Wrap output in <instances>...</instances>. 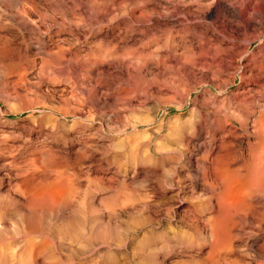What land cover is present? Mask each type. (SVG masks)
Returning a JSON list of instances; mask_svg holds the SVG:
<instances>
[{
  "label": "rangeland",
  "instance_id": "obj_1",
  "mask_svg": "<svg viewBox=\"0 0 264 264\" xmlns=\"http://www.w3.org/2000/svg\"><path fill=\"white\" fill-rule=\"evenodd\" d=\"M1 1L15 44L0 46V264H264L257 150L234 120L264 109V0H182L188 44L207 53L160 44L142 61L91 15ZM215 122L231 134L212 140Z\"/></svg>",
  "mask_w": 264,
  "mask_h": 264
},
{
  "label": "bare ground",
  "instance_id": "obj_2",
  "mask_svg": "<svg viewBox=\"0 0 264 264\" xmlns=\"http://www.w3.org/2000/svg\"><path fill=\"white\" fill-rule=\"evenodd\" d=\"M7 1V0H6ZM17 1V0H16ZM67 1H70L72 3V5L69 7L66 6V4L68 3ZM8 2V1H7ZM10 2H14V0H10ZM67 2V3H66ZM154 0H55V7H60L61 9H63L64 12H67L68 10H71L73 12V10H77V12H81L83 13L84 15H91V18L92 16L97 19L96 22H98L99 24H103L105 23L106 25H108L109 27V30L106 31V34H109V35H115V34H119V35H122V39L121 40L122 42L125 43V46H129V43H130V48L131 50L130 51H127V54H130L131 55V59H133L134 61H142L144 59H146L148 56L150 58V55H149V51L151 50L152 53L153 50L151 48H155L158 50V46L160 44H162L163 46H166V47H169L170 50L172 51V53L174 52L176 54V52H178V54L183 57V56H188L189 58H193L194 56L196 57L197 59V55H199L200 57L198 58H201V56L205 55V53H207V51L205 52L206 49H199L198 52H194L195 50L192 49V45L190 46L188 43H189V39H188V35L190 34V32L194 29V26L197 25V22L195 21L196 20V12L194 10V7H195V3L193 2H184V1H180V0H162L160 2V4H153ZM159 2V1H158ZM156 2V3H158ZM185 3V4H184ZM7 3H3L1 0H0V6H6ZM8 5L10 6L11 3ZM160 5H168V7H171V11L168 10V13L166 11V14L162 15L160 13V11H158L159 7H161ZM207 7H209V5H207ZM164 8V7H163ZM198 8V7H197ZM56 9V8H55ZM84 9V10H83ZM168 9V8H167ZM181 9H183L185 11H187L186 14H181ZM181 12V13H180ZM23 13V12H22ZM70 13V12H69ZM164 13V12H163ZM184 13V12H183ZM73 14V13H71ZM80 14V13H79ZM21 15V14H20ZM18 15V16H20ZM154 15L156 18L155 20L151 21V16ZM23 17H26V15H22ZM187 17L190 18V22L192 23V28L191 30L189 28H182V29H178L177 27L179 26V23L180 21L184 19V17ZM86 17V16H85ZM185 17V18H186ZM20 19V18H19ZM86 19V18H85ZM87 19H90V16L87 17ZM118 20H121V23H118L117 21ZM10 21H14L12 18L10 19ZM29 21H27L26 19H23L22 18V21H20L18 23V26L20 27H23L24 24H29L28 23ZM114 22H116L114 24ZM98 24V25H99ZM182 26V25H181ZM3 27V25L1 26ZM107 27V26H106ZM180 28V27H179ZM100 30V29H99ZM2 31V30H1ZM194 32V31H193ZM1 33H3L2 35H0V46L3 50L5 51H9V48L10 46L14 43V39H12L11 37L13 36V33L11 32V30H9V28H6L5 30H3ZM118 35V36H119ZM192 36V35H190ZM15 37V35H14ZM105 37V36H104ZM193 38V36H192ZM101 41V40H100ZM105 41V40H104ZM107 41V40H106ZM182 43V44H187V45H184L180 51L177 50V44L178 43ZM192 42V41H191ZM190 42V43H191ZM103 43V42H102ZM179 43V44H180ZM15 44V43H14ZM17 45V44H16ZM161 45V46H162ZM180 46V45H179ZM99 47V46H98ZM97 47V48H98ZM150 47V48H149ZM157 47V48H156ZM117 48V47H116ZM120 48V47H119ZM123 48V47H122ZM149 49V50H148ZM161 49V47H160ZM159 49V50H160ZM198 49V48H197ZM113 50V49H112ZM111 50V51H112ZM120 50V49H119ZM123 50V49H122ZM147 50V51H145ZM163 50H166L163 48ZM162 50V51H163ZM194 50V51H193ZM89 51V50H88ZM110 51V52H111ZM124 51V50H123ZM161 51V52H162ZM109 52V50H99V51H93L90 52L89 55H86L90 57V55H92V58L95 56H97V58H99L100 60H105L107 57L111 56V53ZM20 53V51H19ZM118 53V52H117ZM151 53V52H150ZM219 53V52H217ZM80 53H77V56H76V59L78 56H82V55H79ZM85 54V53H84ZM83 54V55H84ZM119 54H126V52H123L120 50ZM168 54V52H167ZM113 55V54H112ZM129 55V56H130ZM169 55V54H168ZM168 55H166L168 57ZM215 55V54H213ZM74 56V55H73ZM118 56V54H117ZM116 56V57H117ZM126 56V55H125ZM152 56V55H151ZM158 57H160L159 55H157ZM157 56H154V57H157ZM162 56V55H161ZM174 56V54H173ZM179 56V57H180ZM79 57V58H80ZM86 56H82L81 58H85ZM94 57V58H95ZM121 58L122 60V57L121 56H118L117 58ZM152 57V58H154ZM177 57V56H176ZM181 57L179 58V60L181 59ZM195 57L193 58L195 60ZM213 57V56H212ZM74 58V57H73ZM87 58V57H86ZM163 58V57H162ZM166 58V57H165ZM163 58V62H164V59ZM169 58V57H168ZM173 58V57H172ZM91 59V58H90ZM127 59V57L125 58ZM156 58H154L153 60H155ZM183 59V58H182ZM181 59V60H182ZM185 59V58H184ZM188 59V58H187ZM186 59V60H187ZM212 59V58H211ZM75 60V59H74ZM83 61H88L89 63V59H81ZM93 60V59H91ZM128 60V59H127ZM160 60V59H159ZM168 60V59H167ZM178 60V59H177ZM178 60V61H179ZM192 60V59H191ZM76 62L78 61L75 60ZM74 61V62H75ZM80 61V60H79ZM95 61V60H94ZM131 61V60H130ZM162 61V59H161ZM193 61V60H192ZM91 62V61H90ZM190 62V61H189ZM96 63V62H95ZM95 63H93L95 65ZM137 63V62H136ZM144 63V61H143ZM152 63V62H151ZM185 63V62H184ZM77 64V63H76ZM97 64V63H96ZM145 64V63H144ZM138 66H139V63H138ZM143 66V65H142ZM141 66V67H142ZM244 66V65H242ZM241 66V67H242ZM246 66V65H245ZM94 67V66H92ZM140 70L142 68L138 67ZM97 69V68H96ZM168 69V68H167ZM243 69V68H242ZM247 69V68H246ZM239 70L240 69V66H239ZM242 71V70H241ZM246 72V71H245ZM110 73V72H109ZM97 74V73H96ZM101 74V72L98 73V75ZM103 74V73H102ZM95 75V74H94ZM244 75V74H243ZM252 75V74H251ZM96 77H98L97 75H95ZM245 76V75H244ZM254 76V75H253ZM100 77V76H99ZM102 77V76H101ZM246 77V76H245ZM120 78V77H119ZM178 78V77H177ZM248 78V77H247ZM253 78V77H252ZM257 78V77H256ZM101 79V78H100ZM179 79V78H178ZM94 80V78H93ZM103 80V79H102ZM177 80V79H176ZM252 80V79H251ZM254 80V79H253ZM174 81V80H173ZM179 81V80H178ZM93 82V81H92ZM102 82V81H101ZM95 83V81H94ZM97 84V86H96ZM104 84V83H103ZM180 84V83H179ZM263 84V83H262ZM181 85V84H180ZM95 90H102L101 89V86L98 85V83H95ZM107 85H105L106 87ZM103 87V86H102ZM187 89V88H185ZM264 89V87H263ZM93 90V89H92ZM96 90V91H97ZM109 91V89H107ZM106 90V91H107ZM245 90H249V88H245ZM95 91V92H96ZM105 91V90H104ZM183 91V90H182ZM186 91V90H185ZM188 91V90H187ZM243 91V90H242ZM91 92V91H90ZM94 92V90H93ZM94 92V93H95ZM98 92V91H97ZM102 92V91H101ZM115 92V91H114ZM249 92V91H248ZM247 92V93H248ZM121 93V92H120ZM256 93V92H255ZM99 94V93H98ZM104 94V93H102ZM107 93H105L106 95ZM109 94V93H108ZM107 94V95H108ZM185 94V93H184ZM236 94V93H235ZM237 94H241V93H238ZM97 95V94H96ZM188 95V94H187ZM248 95V94H247ZM103 96V95H102ZM189 96V95H188ZM109 97V96H108ZM104 98V96H103ZM233 98V97H232ZM248 98V97H247ZM231 99V98H230ZM224 101H222L223 103ZM236 102V101H235ZM246 102V101H245ZM256 102V101H255ZM230 103V102H229ZM252 104V103H251ZM224 105V104H223ZM229 105V104H228ZM245 105V104H244ZM264 105V104H263ZM251 106V105H250ZM261 106H262V103H261ZM255 107V106H254ZM263 107V106H262ZM259 109V108H258ZM262 109V108H261ZM236 110V108H235ZM251 110V109H249ZM253 110V109H252ZM251 110V111H252ZM255 110V109H254ZM257 110V109H256ZM237 111V110H236ZM244 111V110H243ZM248 111V110H247ZM258 111V110H257ZM260 111V110H259ZM241 112V110H240ZM238 112L237 113V116H234L235 117V121L237 120V122H239V126L248 134V136L250 137V140H252V146L254 148H256L257 150V159H258V172H259V176H258V181H260L261 185H263V189L261 190V194L256 198V200L252 201V205L253 206H256L255 209H257V207L259 206L261 211V215L263 214L264 216V109L262 111H260V113H258V115L255 117V119L253 121H251V125L248 126V121H249V117L247 118H243L241 113ZM235 113V112H234ZM248 114L250 113L249 111L247 112ZM246 114V113H245ZM243 118V120H242ZM198 121V120H197ZM196 121V122H197ZM200 123V122H198ZM201 125V124H200ZM195 126V125H194ZM208 126V125H207ZM204 127V126H203ZM215 129L212 130V133L211 134V139L212 140H215V133L216 132H219L221 134L225 133V132H232L231 129L227 130V127H226V123L225 122H220L217 124V122L214 123V126ZM197 129V128H195ZM234 129V128H232ZM198 130V131H197ZM196 133L198 134H201V126L198 127ZM208 130V128H207ZM237 129H234L233 132H236ZM194 132V131H193ZM195 133V134H196ZM231 134V133H230ZM233 134V133H232ZM235 134V133H234ZM224 136V135H223ZM197 137V135H196ZM221 137V136H219ZM224 138V137H222ZM210 140V139H209ZM199 142V141H198ZM214 143V141H212ZM212 144H208L207 145V151L209 153V151L211 150V147H212ZM226 143V142H225ZM223 141H222V145L225 144ZM231 143V142H230ZM250 144V143H249ZM202 145V144H201ZM200 145V146H201ZM220 146V145H219ZM225 146V145H224ZM251 146V145H250ZM199 147V146H198ZM229 148V149H233L232 145L227 143L226 144V148ZM200 148V147H199ZM205 148V147H204ZM213 148V147H212ZM251 148V147H250ZM253 148V149H254ZM206 151V152H207ZM222 151V150H221ZM220 151V152H221ZM205 152V151H204ZM211 152V151H210ZM219 152V151H218ZM225 152V151H224ZM237 152V151H236ZM231 154V153H229ZM225 156V155H223ZM226 157H224L225 159ZM203 162V161H202ZM213 162V161H212ZM245 162V161H244ZM214 163V162H213ZM223 163H224V160H223ZM203 164V163H202ZM222 164V163H221ZM213 165V164H212ZM241 166V164H240ZM202 167V166H201ZM198 168V167H197ZM205 168V166H204ZM209 168V167H207ZM206 168V169H207ZM211 168V167H210ZM213 169V168H212ZM211 169V170H212ZM199 170V168H198ZM201 170V168H200ZM202 170H203V167H202ZM202 173H204V171H202ZM209 169H207L208 171ZM210 170V171H211ZM236 172V171H234ZM207 174V172H205ZM212 173V171H211ZM204 174V176L206 175ZM210 174V173H209ZM235 174V173H234ZM200 175V174H199ZM203 175V174H202ZM212 175V174H211ZM236 175V174H235ZM207 176V175H206ZM241 176V175H240ZM198 177V176H197ZM203 177V176H202ZM212 177V176H211ZM205 179V177L203 178ZM241 179V178H240ZM239 179V176L237 179H235V182L237 183V185L239 187V189H241L243 187V185L241 184V180ZM215 182V181H214ZM235 183V184H236ZM211 186V185H210ZM234 186V185H233ZM233 188V187H232ZM236 188V190H237ZM235 190V191H236ZM238 191V190H237ZM233 193V192H232ZM250 192L248 191V193H244L242 194L243 197H245V200L249 198V196H252V195H249ZM258 194V193H257ZM231 195V194H230ZM244 200V201H245ZM65 201V200H64ZM89 202V201H88ZM84 203V202H83ZM82 203V204H83ZM65 204V203H64ZM80 204V203H79ZM80 204L81 206H84V207H87L85 206L84 204L82 205ZM80 205L76 206V207H80ZM82 208V207H81ZM83 209V208H82ZM80 210L81 212H83L85 210V208L83 210ZM72 210V209H71ZM79 210V209H77ZM74 212V211H73ZM32 213V212H31ZM76 213V212H75ZM77 213H80L77 211ZM76 213V214H77ZM86 213V211H85ZM37 214V213H36ZM73 214V213H72ZM74 214V219H75V215ZM45 216V215H44ZM78 215H76V218ZM238 216V215H237ZM69 218V217H68ZM79 218L81 219V217L79 216ZM78 218V219H79ZM241 218V217H240ZM73 219V218H72ZM77 219V220H78ZM253 219V218H252ZM75 221V220H74ZM73 222V221H72ZM71 222V223H72ZM70 223V222H69ZM75 224V223H74ZM77 224V223H76ZM262 224V223H260ZM253 225V224H252ZM61 226V225H60ZM64 226V225H63ZM258 226V224H257ZM65 229V228H64ZM72 231H76L77 229H75V227H70L69 228ZM260 229V228H259ZM66 230V229H65ZM65 230H64V233H65ZM68 230V229H67ZM66 230V232H67ZM68 230V232L70 231ZM210 231V230H209ZM67 232V234H68ZM101 233V232H100ZM70 234V233H69ZM78 234V232H77ZM23 251V250H22ZM45 252V250H44ZM45 254V253H44ZM34 256V255H33Z\"/></svg>",
  "mask_w": 264,
  "mask_h": 264
}]
</instances>
